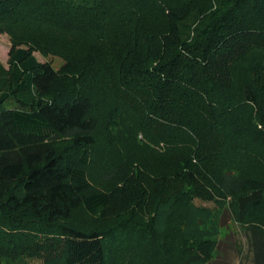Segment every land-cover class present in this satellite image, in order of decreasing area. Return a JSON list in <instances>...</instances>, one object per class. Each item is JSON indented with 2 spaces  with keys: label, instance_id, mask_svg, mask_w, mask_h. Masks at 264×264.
<instances>
[{
  "label": "trees",
  "instance_id": "1",
  "mask_svg": "<svg viewBox=\"0 0 264 264\" xmlns=\"http://www.w3.org/2000/svg\"><path fill=\"white\" fill-rule=\"evenodd\" d=\"M4 34L0 264H211L225 218L264 264V0H0Z\"/></svg>",
  "mask_w": 264,
  "mask_h": 264
},
{
  "label": "rangeland",
  "instance_id": "2",
  "mask_svg": "<svg viewBox=\"0 0 264 264\" xmlns=\"http://www.w3.org/2000/svg\"><path fill=\"white\" fill-rule=\"evenodd\" d=\"M11 49V42L8 35H0V62L7 65L9 52ZM40 62L53 61L54 65L59 68L62 61L59 59L45 58L40 53H35ZM201 204V202H198ZM209 206H213L209 204ZM218 239L219 251L216 253V260L211 264H242L245 261V256L248 248L247 239L245 238L243 229L236 225L233 220L229 218L224 219V227L221 229L219 236L214 238ZM241 250L243 253H241ZM243 254V255H242ZM249 261L246 262L248 264Z\"/></svg>",
  "mask_w": 264,
  "mask_h": 264
}]
</instances>
